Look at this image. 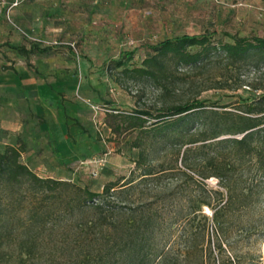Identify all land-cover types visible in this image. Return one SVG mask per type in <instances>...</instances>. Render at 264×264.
Listing matches in <instances>:
<instances>
[{
    "label": "rangeland",
    "instance_id": "374dc122",
    "mask_svg": "<svg viewBox=\"0 0 264 264\" xmlns=\"http://www.w3.org/2000/svg\"><path fill=\"white\" fill-rule=\"evenodd\" d=\"M55 1L58 6L66 5L64 1ZM40 5L41 0H0V76L3 64L34 68L33 57L27 55L25 60L19 59L9 43L18 38L39 42L38 37L25 34L19 7L40 11ZM210 32L215 33L214 39L223 41H231L224 32L239 36L263 35L264 0H85V93L63 95L84 103L85 108H80L78 115L85 123L89 144L85 158L67 166V171L78 172V175L73 177L67 172L71 176L61 179L100 193L109 182L120 185L127 178H134L130 189L110 198L116 211L111 212L109 208L101 211L122 227L150 214L154 222L151 225L155 237L153 246L158 250L156 261L163 255L164 264H264V201L252 211L253 217H257L260 210L261 219L257 218L250 228L231 231L220 238L222 249L218 247L211 210L201 204L195 211L193 225L202 222L201 212L208 217L206 230L190 240L192 254L187 262L183 260L184 227L193 216L190 205L202 197L203 189L207 192L219 186L216 177L202 179L181 161L184 148H193L199 143H186L190 138L208 136L220 123L219 114L209 113L210 109L218 113L237 112L238 103L249 101L264 90V62L251 58L239 68L228 71L223 57L213 54L195 65L176 68L170 64L166 67L171 77L161 88L150 79L131 78L122 74L120 67L103 64L122 53L132 52L128 66H139L152 54L147 45L184 33ZM52 45L60 46L57 62L52 63L54 68L59 72L71 70L70 55L63 49L66 45ZM71 47L79 50L75 43ZM223 74L230 78L224 80ZM3 96L6 95L0 90V98ZM195 98L204 101L205 109L187 114L175 130L165 127L142 132L121 129L113 133L105 118L106 113L113 110L128 113L147 109L156 114L166 105ZM113 120L108 118L110 122ZM152 121L154 119L148 123ZM227 136L230 135L219 137ZM137 137L142 142L140 148L133 145ZM140 149H143L142 164L157 169L173 167V172L166 170L158 177L139 180L135 160ZM196 155L194 150L188 153L187 163H195ZM181 170L193 179L186 178ZM62 194L72 198L67 202L54 198L42 212L38 209L30 213L33 205L25 200L0 204V264H82V260L85 261V252L90 248L87 239L93 231L100 233L89 227V222L98 217L100 210L85 207V201L77 200L78 193L72 188H66ZM93 201L96 203L99 199ZM238 222L232 220L234 225ZM102 229V234L106 235L113 230L109 224Z\"/></svg>",
    "mask_w": 264,
    "mask_h": 264
},
{
    "label": "trees",
    "instance_id": "16d2710c",
    "mask_svg": "<svg viewBox=\"0 0 264 264\" xmlns=\"http://www.w3.org/2000/svg\"><path fill=\"white\" fill-rule=\"evenodd\" d=\"M214 34V32L184 33L147 45L152 50V54L145 57L139 66H128L132 52L122 53L117 59L105 61L103 64L111 63L115 68L120 67V72L131 78L150 79L161 88L163 82L171 77L166 67L170 64L176 68L180 65H195L210 59L213 54L223 57L228 71L239 68L251 58L264 62V34L239 36L224 32L223 34L231 38V41L214 39ZM11 47L24 55L46 50L36 45H32L29 49L24 46ZM1 69H13V67L1 65ZM222 78L227 80L230 77L223 74ZM205 107L204 101L195 98L166 105L156 114L147 109H135L128 113L113 110L115 113L107 112L105 118L113 133L121 129H137L142 132L146 129L158 130L165 127L175 130L183 123L187 114L203 110ZM236 109L237 112L224 110L220 113L210 109L209 113L219 114L220 123L208 136L190 138L186 143H199L193 148L185 147L183 150L181 161L184 165L190 167L202 179L216 177L219 186L207 192L203 189L202 197L190 205L193 216L187 219L184 227L186 243L183 260L185 262L192 254L190 240L197 234L203 235L206 230L208 217L201 212L199 214L202 222L200 225H197L198 223L193 225L195 211L200 209L201 204L211 210L210 218L219 239V249H222L220 238L228 236L231 231L238 232L250 228L257 218L262 217L260 210L257 212V217H253L252 211L259 208L264 201V90L253 99L238 103ZM110 117L114 119L111 122L108 121ZM151 119L154 121L148 123ZM223 134L230 136L219 137ZM141 143L140 137L133 141V145L137 148L141 147ZM22 150L20 144L5 145L0 150V204H14L25 200L33 205L30 206V213L38 209L42 212L45 205L54 198L59 197L67 202L72 197H64L62 192L66 188H72L78 193L75 198L85 201V207L100 210L98 217L89 222V227L93 230L98 229L100 233L93 231L87 239L90 248L85 252V261L82 260V264H164L163 255H159L158 260H155L158 250L153 246L155 237L151 225L154 222L150 214L143 215L139 220L122 227L119 224L115 225L116 223L110 221L101 211L103 208H109L111 212L116 211L114 201L110 198L130 189L134 178H127L120 185L109 182L103 185L100 193H97L90 191L86 186L81 187L64 179L39 176L21 160ZM193 150L197 154L195 158L197 161L189 164L186 159L188 153ZM142 161L143 149H140L135 160V170L140 171L139 180L158 177L166 170L173 172L171 169L173 167L157 169L153 165L142 164ZM180 172L186 178L193 179L186 171ZM94 199L99 201L95 203ZM37 203L41 205L37 206ZM244 216L245 219L242 218ZM234 219L239 220L237 225L232 223ZM108 224L113 230L109 235L102 234L103 226ZM200 260L202 263V255ZM227 261L232 263L229 258Z\"/></svg>",
    "mask_w": 264,
    "mask_h": 264
},
{
    "label": "crops",
    "instance_id": "0c3cea01",
    "mask_svg": "<svg viewBox=\"0 0 264 264\" xmlns=\"http://www.w3.org/2000/svg\"><path fill=\"white\" fill-rule=\"evenodd\" d=\"M58 1H64L65 7L56 5L55 0H41L40 11L19 7L25 34L38 37L39 42L18 38L9 44L46 50L28 54L33 57L32 70L13 64V69L2 71L0 90L6 96L0 98V150L20 144L21 160L36 174L61 179L78 175L67 171V166L85 158L89 135L78 115L84 103L63 95L85 93V0ZM54 41L66 45L63 49L70 55L71 70L59 72L52 65L60 48L52 45ZM73 43L78 51L71 47ZM18 55L23 60L27 57Z\"/></svg>",
    "mask_w": 264,
    "mask_h": 264
},
{
    "label": "built area",
    "instance_id": "2783aa9c",
    "mask_svg": "<svg viewBox=\"0 0 264 264\" xmlns=\"http://www.w3.org/2000/svg\"><path fill=\"white\" fill-rule=\"evenodd\" d=\"M52 44H58V42L57 41H54V42H52Z\"/></svg>",
    "mask_w": 264,
    "mask_h": 264
}]
</instances>
